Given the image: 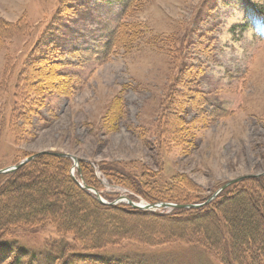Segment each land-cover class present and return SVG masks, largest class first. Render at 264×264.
<instances>
[{
	"label": "rangeland",
	"instance_id": "374dc122",
	"mask_svg": "<svg viewBox=\"0 0 264 264\" xmlns=\"http://www.w3.org/2000/svg\"><path fill=\"white\" fill-rule=\"evenodd\" d=\"M121 25L123 36L100 56ZM36 153L73 156V174L80 161L90 163L85 172L102 182L92 188L109 204L189 205L152 201L173 191L200 207L231 181L225 191L262 193L264 0H134L127 11L122 0H0V170ZM56 167L62 163L51 174H60ZM233 211L247 224L245 208ZM122 225L138 226L132 219ZM7 235L37 250L46 241L77 242L52 223ZM131 240L93 254L222 264L199 245ZM121 261L115 264H128Z\"/></svg>",
	"mask_w": 264,
	"mask_h": 264
},
{
	"label": "trees",
	"instance_id": "16d2710c",
	"mask_svg": "<svg viewBox=\"0 0 264 264\" xmlns=\"http://www.w3.org/2000/svg\"><path fill=\"white\" fill-rule=\"evenodd\" d=\"M133 2L122 0L125 11ZM256 10L263 14L258 7ZM124 26H118L106 37L107 41L98 52L100 56L107 57L111 53L123 36ZM52 62L51 65H60L56 59ZM59 163L62 167L56 168L62 173L51 174V165ZM85 166L92 169L90 163L80 161L73 174L70 158L41 154L12 172L0 174V264H78L88 259L94 264H115L121 260L128 264H149L145 257L140 260L129 256L115 259L93 254L118 245L124 238L152 248L176 243L199 245L222 264H264V180L256 184L262 193L252 186L223 190L203 206L157 213L125 203L98 202L94 194L75 180L83 179L90 187L97 188L96 183L102 186L94 170L85 172ZM37 176H41V181ZM55 183L64 184L67 190L55 187ZM73 197H82L91 206L87 207L86 202L79 205ZM105 197L108 200L107 195ZM154 197L156 199L152 201L191 203L184 200L187 196L179 198L173 191L170 195L158 193ZM240 208L248 212L247 224L241 223L233 211ZM127 219H132L138 226L123 227L122 223ZM47 223L55 224L61 233L73 234L77 242L70 243L65 238L46 241L37 250L24 247L19 240H7L10 237L7 234L14 230L36 229ZM194 227L197 229L190 233Z\"/></svg>",
	"mask_w": 264,
	"mask_h": 264
},
{
	"label": "water",
	"instance_id": "95a60500",
	"mask_svg": "<svg viewBox=\"0 0 264 264\" xmlns=\"http://www.w3.org/2000/svg\"><path fill=\"white\" fill-rule=\"evenodd\" d=\"M46 153V152H44ZM52 154H57V155H60V156H67L69 158H71L73 161H74V164L77 166V162L78 160L76 158H74L73 156L71 155H65V154H60V153H52ZM41 155V153H36L30 157H28L26 160L20 162L19 164L17 165H14V166H11L10 168H5V169H2L0 170V174H3V173H7V172H10V171H13V170H16L17 168L21 167L22 165H24L25 163L29 162L30 160L34 159L35 157ZM236 181H231L229 182L228 184H226L225 186H223L222 188H220L213 196L212 198H215L221 191H223L228 185L232 184V183H235ZM80 185L90 191V192H93L94 194H96V196L102 200L104 203H108L105 199L102 198L101 194L99 192H97L94 188L92 187H87L84 183H80ZM118 202H123V201H116L114 203H118ZM129 204H131L132 207L134 208H140V209H144L146 211H154L155 209L157 208H166V207H170V208H193V207H198V205H193V204H189V205H176V204H173V203H157V204H149V203H145V202H140V203H134V202H129Z\"/></svg>",
	"mask_w": 264,
	"mask_h": 264
}]
</instances>
